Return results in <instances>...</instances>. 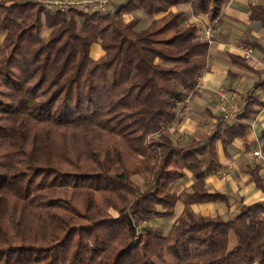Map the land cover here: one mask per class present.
Listing matches in <instances>:
<instances>
[{
	"label": "trees",
	"instance_id": "trees-1",
	"mask_svg": "<svg viewBox=\"0 0 264 264\" xmlns=\"http://www.w3.org/2000/svg\"><path fill=\"white\" fill-rule=\"evenodd\" d=\"M224 1L126 0L99 14L0 0V264H264V200L229 218L191 208L226 198L205 177L221 166L217 143L227 149L248 124L230 126L223 113L210 133L169 131L210 50L172 7L215 21ZM250 10L264 26V7ZM138 12L147 27H137ZM256 105L250 96L236 118L254 117ZM261 141L264 154V130ZM186 169L195 181L179 194L172 186ZM260 170L247 169L264 188ZM179 201L167 233L138 230L173 216Z\"/></svg>",
	"mask_w": 264,
	"mask_h": 264
},
{
	"label": "crops",
	"instance_id": "crops-1",
	"mask_svg": "<svg viewBox=\"0 0 264 264\" xmlns=\"http://www.w3.org/2000/svg\"><path fill=\"white\" fill-rule=\"evenodd\" d=\"M251 4L264 7V0H225L222 13L215 21L209 20L205 14L195 15L190 4L172 7L174 11L183 10L186 20L196 24L200 33L208 26L213 25L214 28L207 63L199 78L202 89L182 106L177 122L169 129L175 139H188L213 131L227 104L228 108L240 105L241 111L250 96L264 103V26L251 17ZM136 15L141 17L138 28L150 24L149 16L141 12ZM131 17L125 16L126 20ZM244 39L258 44L253 47L254 58L249 60L241 54ZM99 51L98 57L103 53L101 49ZM233 56L239 59H233ZM219 92L225 94L226 102H220ZM255 108L257 114L254 117L227 120L230 126L245 122L248 127L244 136L234 138L227 149L220 141L217 143L221 166L205 177L207 190L220 192L226 198L192 204L191 208L197 214H219L229 218L238 212L241 204L264 200V188L257 187L247 171L248 166L260 164V174L264 178V154L262 157L254 155L255 150H261L264 106L256 105ZM194 181L191 170L186 169L185 175L172 189L179 194L190 192ZM183 210L184 204L179 201L173 216L181 215ZM229 242L231 247L237 244L234 231L229 233Z\"/></svg>",
	"mask_w": 264,
	"mask_h": 264
},
{
	"label": "built area",
	"instance_id": "built-area-1",
	"mask_svg": "<svg viewBox=\"0 0 264 264\" xmlns=\"http://www.w3.org/2000/svg\"><path fill=\"white\" fill-rule=\"evenodd\" d=\"M36 2H40L46 10L51 11H61L68 13L71 10H80L84 12H95L99 14H105L109 11H112L114 6L119 2H123L126 0H33ZM211 33H212V26H209L204 29L203 32L200 33V36L208 41H211ZM254 48L250 45H242L241 46V54L246 59L254 58ZM200 78V77H199ZM201 85L199 83V79L196 85L188 91L187 96L181 102V104H185L192 96H194L197 92L201 90ZM220 100L222 102H226V96L224 93H220ZM246 103V102H244ZM242 109V108H241ZM227 113H225V118L227 120L236 119L238 112H233L231 107L227 109ZM236 111L240 112V108ZM254 154L256 156H263L261 150H255ZM146 225V221H142L140 223V228L138 226V230H141Z\"/></svg>",
	"mask_w": 264,
	"mask_h": 264
},
{
	"label": "rangeland",
	"instance_id": "rangeland-1",
	"mask_svg": "<svg viewBox=\"0 0 264 264\" xmlns=\"http://www.w3.org/2000/svg\"><path fill=\"white\" fill-rule=\"evenodd\" d=\"M44 10H46L45 8H44ZM78 11H80V10H78ZM84 12V11H83ZM212 26V30L214 29L213 28V25H211ZM209 27V26H208ZM204 31V30H203ZM202 31V32H203ZM49 32H50V29H48V28H44L43 29V31H42V35L43 36H45V37H47V35L49 34ZM200 33V32H199ZM2 38L3 37H1L0 38V40H2ZM200 38L201 39H203L201 36H200ZM212 33H211V41H208V40H206V41H208L210 44L212 43ZM203 40H205V39H203ZM100 50V47L99 46H94L93 48H92V56L93 57H95V58H97L98 57V53L100 52L99 51ZM201 77V76H200ZM200 80V79H199ZM201 89H202V87H201ZM198 93V92H197ZM196 93V94H197ZM220 93H223V92H219V94ZM193 97V96H192ZM220 100V99H219ZM220 102H222L221 100H220ZM227 104V103H226ZM184 104H179V109H178V111H179V114H181V111H182V106H183ZM228 107H229V105L227 104L226 106H225V109H224V114L225 113H227L228 111H227V109H228ZM239 107H240V105H239ZM238 106H233V108H231L232 109V111L234 112H238L239 113V111H236V109L238 110V108H239ZM259 150V149H258ZM262 154H263V152H262ZM255 155V154H254ZM260 157H262V156H260ZM134 179H135V181L143 188V180L140 178V177H138V176H135L134 177ZM112 212L115 214V212L112 210ZM198 212H200V210L198 211ZM194 213L195 214H197L195 211H194ZM197 215H199V214H197ZM179 216H181V215H176V216H171V217H163V218H155V219H152V220H145L146 221V225L145 226H147V225H150V226H154V227H158V228H160L162 231H164L165 233H167L168 232V230H169V228L171 227V225L174 223V222H176V220L179 218ZM225 216H227V215H225ZM228 217V216H227ZM142 221H144V220H141L140 222H138V225L137 226H139V228H140V223L142 222Z\"/></svg>",
	"mask_w": 264,
	"mask_h": 264
}]
</instances>
